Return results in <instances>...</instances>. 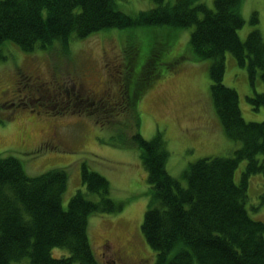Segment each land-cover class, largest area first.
Segmentation results:
<instances>
[{"label": "trees", "instance_id": "obj_1", "mask_svg": "<svg viewBox=\"0 0 264 264\" xmlns=\"http://www.w3.org/2000/svg\"><path fill=\"white\" fill-rule=\"evenodd\" d=\"M117 1L0 0V47L7 41L25 51L55 41L67 47L74 38L111 28L192 27L193 51L199 59H212L211 92L223 128L241 145L232 156L190 162L184 185L168 170L170 151L162 132L152 139L138 129L131 132L127 142L139 148L149 184L142 232L155 251L154 264H264V221L253 218L247 207L251 176L264 174V120H246L238 90L224 82L226 52L247 67L253 87L258 76L264 80L261 30L252 29L242 40L243 0H214L213 7L197 0H152V7L136 15L120 10ZM251 22H259L256 11ZM0 58H6L1 48ZM248 99L255 109L264 107V91ZM111 104L105 100L101 106ZM84 105L70 110L86 112L90 105ZM242 160L246 167L238 182L235 172ZM81 175L85 190L79 188L65 206L66 168L30 175L20 158L0 155V264H106L94 252L89 217L118 212L123 205L112 197L109 179L87 161ZM55 247L67 251L55 255Z\"/></svg>", "mask_w": 264, "mask_h": 264}, {"label": "rangeland", "instance_id": "obj_2", "mask_svg": "<svg viewBox=\"0 0 264 264\" xmlns=\"http://www.w3.org/2000/svg\"><path fill=\"white\" fill-rule=\"evenodd\" d=\"M197 1L214 6V0ZM152 2L118 0L117 6L136 15L152 7ZM253 11L258 23L251 22ZM242 15V40L256 27L264 37V0H243ZM191 31L192 27L132 26L74 38L67 47L57 41L31 51L12 41L0 47L6 56L0 58V155L20 158L30 175L66 168L65 206L79 188L85 190L83 161L109 179L112 197L123 208L89 217L94 252L106 264L114 258L113 247H125L127 238L135 245V253L132 257L124 253L123 264H134L142 257L145 264H154L156 258L141 228L149 184L139 148L127 142L131 132L138 129L144 138L152 139L161 131L170 151L168 170L184 185L190 162L209 155L232 156L241 145L223 128L211 92L212 59L197 57L190 44ZM169 60L174 64L170 66ZM224 82L238 90L246 120H264V107L255 109L248 99L255 91H264V80L258 76L253 87L247 67L239 65L230 52H226ZM107 84L113 93L107 99L114 104L103 107L98 98L86 112L61 109V100L77 95L85 103L92 102L96 98L91 90L100 92ZM49 101H57V106L50 107ZM245 167L246 160H242L235 172L238 182ZM263 191L264 174H253L247 207L253 218L262 221ZM109 243L113 247L105 245ZM66 251L53 249L55 255Z\"/></svg>", "mask_w": 264, "mask_h": 264}, {"label": "flooded vegetation", "instance_id": "obj_3", "mask_svg": "<svg viewBox=\"0 0 264 264\" xmlns=\"http://www.w3.org/2000/svg\"><path fill=\"white\" fill-rule=\"evenodd\" d=\"M39 86H42V84H39ZM91 92H92L91 96H93L96 99L93 100L92 102H90L89 105L96 104V101H97L98 98H100L101 101L105 102V99H107V97L108 98H112V96H113L112 87L109 86L108 84L100 92H96V91H93V90H91ZM60 93H61V96H63V94H62L63 91H61ZM60 93H57V94H60ZM39 94L41 95L40 92H39ZM66 96H69V92H68V94ZM34 99H37V98L36 97L32 98V100H34ZM70 100H66V99H63V101L61 100V109H66L67 110V109H70L71 107H73V105L77 106V107L81 106V108L86 106V105H84V104H86V103H84V99H78V97H76L75 102H73V99H70ZM48 103L50 104L51 101H49ZM56 104H57V101L54 104H50V107H56L57 106ZM106 241L109 242L110 240H105V242ZM126 242H127V245L125 247H121V248L120 247H118V248L113 247V244H111V243L105 244L108 247L112 246L114 248L113 249L114 258H113L112 261H108L107 264H117V259L118 258H119V262L118 263L123 264L124 263L123 262L124 253H126L130 257H132L134 255V253H135V251H134L135 245L128 238L126 239L125 244H126ZM124 245H122V246H124ZM108 247H107V249H108ZM104 248H106V247H104ZM145 263H146V260L143 257L137 259V261L135 260V262H134V264H145Z\"/></svg>", "mask_w": 264, "mask_h": 264}]
</instances>
